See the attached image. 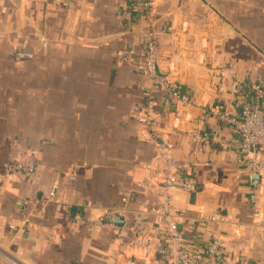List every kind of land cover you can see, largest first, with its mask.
Wrapping results in <instances>:
<instances>
[{
  "label": "crops",
  "instance_id": "0c3cea01",
  "mask_svg": "<svg viewBox=\"0 0 264 264\" xmlns=\"http://www.w3.org/2000/svg\"><path fill=\"white\" fill-rule=\"evenodd\" d=\"M136 2L0 0V175L24 150L37 167L30 180L0 179V244L27 264H164L156 255L125 263L113 250L159 200L148 183L154 146L135 117L152 21L159 72L192 98L156 91L159 130L196 171V189L178 190L175 203L186 218L226 217L197 227L223 240L229 264H264V147L251 172L221 116L237 115L249 83L264 82V0H156L152 18ZM21 44L34 56L16 59ZM100 215L112 223L99 225Z\"/></svg>",
  "mask_w": 264,
  "mask_h": 264
},
{
  "label": "built area",
  "instance_id": "2783aa9c",
  "mask_svg": "<svg viewBox=\"0 0 264 264\" xmlns=\"http://www.w3.org/2000/svg\"><path fill=\"white\" fill-rule=\"evenodd\" d=\"M156 0H137L134 9L141 10L146 17L152 18ZM150 20V19H149ZM145 58L144 74L147 77L145 87V103L136 110L135 117L139 122L140 137L154 146L155 158L149 164L148 183L159 191L158 203L149 209L151 220L139 221L131 231L130 239L118 235L116 247L113 249L125 255V263H131L136 255L159 256L164 264H229V256L223 240L210 233L199 231L197 223L207 219L211 221H226L221 213L212 215L199 214L196 218H186L175 203L176 192L196 189V171L175 153V143L168 133L160 131L157 110L156 91L165 90L167 97L176 103L188 104L191 96L171 84L158 69L159 41L158 32L152 21L144 31ZM47 42L44 41L46 46ZM34 56L33 49L27 44H21L15 51L16 59H26ZM240 112L237 115H221L234 125L237 133L236 148L249 157L247 168L251 172H259L263 164L259 159V150L264 147V82L249 83L245 92L238 100ZM177 113V112H176ZM178 114V113H177ZM206 135V134H205ZM29 151L24 150L16 161L8 164L0 175V179L8 180L21 177L27 180L36 175V165L27 161ZM48 200H56V186ZM255 217L261 216L257 192L249 194ZM106 210V214H114ZM264 226V220L257 221ZM99 225L111 224L103 215L98 217ZM0 261L7 264H27L0 244ZM247 264V263H243Z\"/></svg>",
  "mask_w": 264,
  "mask_h": 264
},
{
  "label": "water",
  "instance_id": "95a60500",
  "mask_svg": "<svg viewBox=\"0 0 264 264\" xmlns=\"http://www.w3.org/2000/svg\"><path fill=\"white\" fill-rule=\"evenodd\" d=\"M253 176H257L256 174H254Z\"/></svg>",
  "mask_w": 264,
  "mask_h": 264
}]
</instances>
